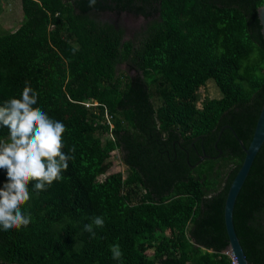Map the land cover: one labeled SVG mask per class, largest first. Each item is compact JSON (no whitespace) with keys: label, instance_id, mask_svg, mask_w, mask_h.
Returning <instances> with one entry per match:
<instances>
[{"label":"trees","instance_id":"obj_1","mask_svg":"<svg viewBox=\"0 0 264 264\" xmlns=\"http://www.w3.org/2000/svg\"><path fill=\"white\" fill-rule=\"evenodd\" d=\"M20 3L19 27L0 29V106L27 82L75 158L39 195L30 182L32 221L0 227V264H230L224 202L264 105V0ZM122 17L142 21L134 38ZM209 82L220 98L202 101ZM115 151L126 176L107 175ZM233 224L249 263L264 264V145Z\"/></svg>","mask_w":264,"mask_h":264},{"label":"clouds","instance_id":"obj_2","mask_svg":"<svg viewBox=\"0 0 264 264\" xmlns=\"http://www.w3.org/2000/svg\"><path fill=\"white\" fill-rule=\"evenodd\" d=\"M96 0H89V7ZM38 93L27 84L20 98L5 100L0 106V127L8 129V137L0 138V169L6 170V180L0 186V227L3 230L28 226L31 213L22 210V205L31 198L32 191L39 195L46 191L53 181L63 179L69 161L75 157V147L64 153L61 149L65 125L50 118L37 104ZM108 173L107 175H109ZM106 175V176H107ZM94 226L102 228L101 216L91 218L84 225V231L95 236ZM113 260L120 261L123 252L119 244L110 246Z\"/></svg>","mask_w":264,"mask_h":264},{"label":"water","instance_id":"obj_3","mask_svg":"<svg viewBox=\"0 0 264 264\" xmlns=\"http://www.w3.org/2000/svg\"><path fill=\"white\" fill-rule=\"evenodd\" d=\"M258 16L260 23L262 25V34L264 37V5L258 9ZM221 132L218 134L216 143L220 138ZM215 143V147H216ZM239 144L243 146V142L239 141ZM264 145V105L260 113L255 132L252 138V141L248 148L244 147L245 159L243 164L240 165L239 170L237 171L235 177L233 178L230 186L228 188L225 202H224V225L228 239V248L227 252L234 255L237 259L238 264H250L247 259L246 253L243 246H241L240 241L236 235L234 224H233V210L235 206L236 199L238 194L243 188L249 174L251 167L259 154L261 148ZM221 153V151H219Z\"/></svg>","mask_w":264,"mask_h":264},{"label":"rangeland","instance_id":"obj_4","mask_svg":"<svg viewBox=\"0 0 264 264\" xmlns=\"http://www.w3.org/2000/svg\"><path fill=\"white\" fill-rule=\"evenodd\" d=\"M2 2V12L0 14V29L4 31H14L19 27V24L22 20L23 14L21 10L20 0H1ZM103 21H113L114 18L106 14L103 18ZM118 25L126 30L125 40H129L134 38L142 26V21L140 19L136 20H128L125 17L120 18L118 20ZM121 69H125V65L120 67ZM199 95L202 98L208 99H219L220 94L217 90L216 86L209 82L205 88H202L199 92ZM110 160L112 161V166L110 170V174H115L121 172L124 176L127 175V166L124 164L122 160V155L120 151H115L111 154Z\"/></svg>","mask_w":264,"mask_h":264},{"label":"built area","instance_id":"obj_5","mask_svg":"<svg viewBox=\"0 0 264 264\" xmlns=\"http://www.w3.org/2000/svg\"><path fill=\"white\" fill-rule=\"evenodd\" d=\"M95 106H98V105L95 104ZM224 254L227 255V256L229 257L230 264H238V263H237V259L234 257L233 254H231V253H229V252H227V251H225Z\"/></svg>","mask_w":264,"mask_h":264}]
</instances>
